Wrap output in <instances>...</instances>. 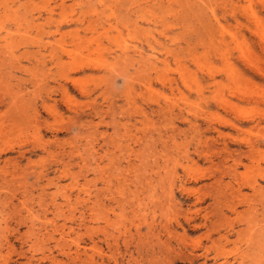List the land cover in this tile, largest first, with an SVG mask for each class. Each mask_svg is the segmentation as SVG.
<instances>
[{"label": "rangeland", "instance_id": "rangeland-1", "mask_svg": "<svg viewBox=\"0 0 264 264\" xmlns=\"http://www.w3.org/2000/svg\"><path fill=\"white\" fill-rule=\"evenodd\" d=\"M0 264H264V0H0Z\"/></svg>", "mask_w": 264, "mask_h": 264}, {"label": "bare ground", "instance_id": "bare-ground-1", "mask_svg": "<svg viewBox=\"0 0 264 264\" xmlns=\"http://www.w3.org/2000/svg\"><path fill=\"white\" fill-rule=\"evenodd\" d=\"M221 2V1H220ZM89 4V3H88ZM198 6V5H197ZM232 8V7H231ZM88 12V11H87ZM223 30V29H222ZM27 41V40H26ZM241 46V45H240ZM247 46V45H246ZM246 49H247V47H246ZM250 54V53H249ZM178 69V68H177ZM122 71V70H121ZM224 71V70H223ZM146 75V74H145ZM149 78V77H148ZM157 79V78H156ZM188 84V83H187ZM79 87V86H78ZM88 93V92H87ZM222 95V94H221ZM220 95V96H221ZM261 95V94H260ZM253 108H254V106H253ZM256 115V114H255ZM35 118V117H34ZM237 127V126H236ZM36 141V140H35ZM38 144V143H37ZM152 225V224H151Z\"/></svg>", "mask_w": 264, "mask_h": 264}]
</instances>
